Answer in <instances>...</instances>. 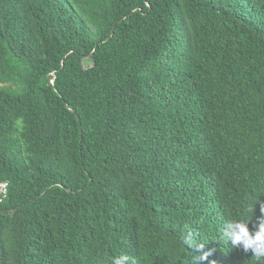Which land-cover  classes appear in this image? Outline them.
Wrapping results in <instances>:
<instances>
[{"label": "trees", "instance_id": "16d2710c", "mask_svg": "<svg viewBox=\"0 0 264 264\" xmlns=\"http://www.w3.org/2000/svg\"><path fill=\"white\" fill-rule=\"evenodd\" d=\"M0 188V264H264V0H0Z\"/></svg>", "mask_w": 264, "mask_h": 264}, {"label": "clouds", "instance_id": "9594fccd", "mask_svg": "<svg viewBox=\"0 0 264 264\" xmlns=\"http://www.w3.org/2000/svg\"><path fill=\"white\" fill-rule=\"evenodd\" d=\"M261 211H264V207ZM249 221L250 219L247 218L229 220L223 227L220 239L230 241L233 248L240 249L244 253L251 252L257 261L264 260V218H261L258 226L253 230L249 228ZM183 242L186 246H195L198 251L204 248L203 244H194L190 236L185 237ZM209 255H211V250L193 256L192 264H200L201 261L207 260ZM129 259L126 254L114 256L111 264H129Z\"/></svg>", "mask_w": 264, "mask_h": 264}, {"label": "rangeland", "instance_id": "374dc122", "mask_svg": "<svg viewBox=\"0 0 264 264\" xmlns=\"http://www.w3.org/2000/svg\"><path fill=\"white\" fill-rule=\"evenodd\" d=\"M4 186H5V185L1 186V188L4 189ZM1 188H0V189H1Z\"/></svg>", "mask_w": 264, "mask_h": 264}]
</instances>
